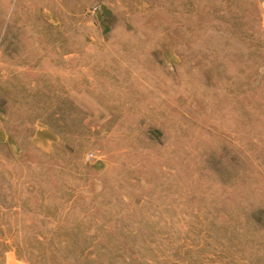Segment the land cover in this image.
Instances as JSON below:
<instances>
[{
    "label": "rangeland",
    "instance_id": "1",
    "mask_svg": "<svg viewBox=\"0 0 264 264\" xmlns=\"http://www.w3.org/2000/svg\"><path fill=\"white\" fill-rule=\"evenodd\" d=\"M0 264H264V0H0Z\"/></svg>",
    "mask_w": 264,
    "mask_h": 264
}]
</instances>
